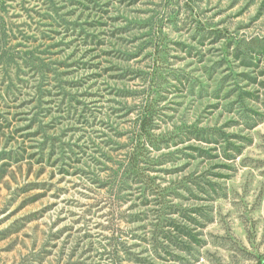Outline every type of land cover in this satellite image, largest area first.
Returning <instances> with one entry per match:
<instances>
[{
    "label": "rangeland",
    "instance_id": "1",
    "mask_svg": "<svg viewBox=\"0 0 264 264\" xmlns=\"http://www.w3.org/2000/svg\"><path fill=\"white\" fill-rule=\"evenodd\" d=\"M0 264H264V0H0Z\"/></svg>",
    "mask_w": 264,
    "mask_h": 264
}]
</instances>
